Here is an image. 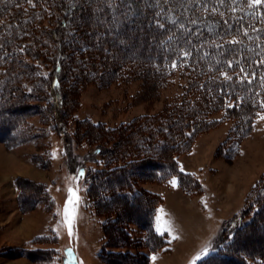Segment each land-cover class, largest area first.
Wrapping results in <instances>:
<instances>
[{
  "label": "rangeland",
  "instance_id": "obj_1",
  "mask_svg": "<svg viewBox=\"0 0 264 264\" xmlns=\"http://www.w3.org/2000/svg\"><path fill=\"white\" fill-rule=\"evenodd\" d=\"M166 2L169 5L163 12ZM165 3L134 0L130 9L112 5L109 11L115 8L126 24L139 25L133 42L125 44L128 49L141 45L148 34L146 21L154 18L207 28L221 18L191 0ZM73 4V0H65L61 8L45 10L23 28L25 43L42 40L43 57L37 63L45 78L52 58L60 57L49 31L58 27L61 14H66L67 27L60 41L68 50L76 47L77 51L72 50L71 61L66 60L60 75L66 136L59 135L53 124L52 100L45 90L39 102L45 107L42 112L37 109L22 120L23 130H30L29 139L17 141V135L0 139V264H128V252L139 250L149 255L148 264H195L205 249L211 253L220 245L234 226V217L242 215L240 221L245 222L255 214L256 206H251L254 186L264 174V109L251 130L237 137L232 130L237 122L231 115L233 101L211 97L205 88L200 89L202 82L196 86L194 70L182 69L185 61L135 59L134 53L114 49L108 55L97 43L99 35L115 27V16L102 20L95 12L97 7L87 8L90 13L70 14ZM235 8L236 13H249L247 6ZM38 79L44 82L40 75L36 83ZM197 107L204 109L198 115L192 112ZM8 114L15 118L12 112ZM131 138L137 141L135 154L128 153L124 161H133L132 168L149 163L152 154L158 156L153 150L158 144H184L182 151L167 152L168 159L175 155L181 171L193 174L201 187L198 193L189 194L180 188L176 175L165 182L154 179L150 171L142 175L149 166L141 175L136 173L134 190L161 197L156 228L168 233L169 244L156 252L145 247L148 237L133 220L125 222L115 214L116 206H107L93 182L108 167L124 163L117 157ZM69 189L73 190L71 202ZM132 210H127L129 219L130 215L143 218L136 214L140 209ZM245 233L247 241L239 238V243L263 248L264 219ZM103 245L110 251L105 257L108 260L98 256ZM146 255L132 260L147 264Z\"/></svg>",
  "mask_w": 264,
  "mask_h": 264
},
{
  "label": "trees",
  "instance_id": "obj_2",
  "mask_svg": "<svg viewBox=\"0 0 264 264\" xmlns=\"http://www.w3.org/2000/svg\"><path fill=\"white\" fill-rule=\"evenodd\" d=\"M73 1L74 4L69 10L70 14L71 12L90 13L88 6L81 5V0ZM162 1L165 3V0ZM191 1L195 6L210 10L221 18L212 28H207L202 24H180L179 22H168L163 17L161 19L153 17V20L146 21L148 36H144L141 45L138 43L137 46L128 49L125 44L127 45L131 40L133 42L132 38L140 32L138 31L139 25L137 23L126 24L125 20L120 17L121 13L115 8L114 11H109L113 8L112 6L109 7L104 0H96L91 8L97 7L95 12L99 17L102 15L100 19L104 20L107 15L112 14L115 16V23L117 22L110 31L107 30L102 36L99 35L97 47L108 55L114 49L123 53L128 52V54L134 53L135 59L147 56L148 60L153 62H160L162 58L168 63L185 61L182 69L194 70L192 74L195 77L194 82L197 80L196 86L202 82L200 89L205 88L211 97L216 95L220 99L233 101L231 115L236 116L237 122L232 130L237 137H240L251 130L255 117L264 109L262 106L264 102V2L260 5L249 6L250 0ZM64 2L65 0H0V139L12 138L16 135L17 141L29 139L28 131L30 130L29 128L23 130L22 120L37 109L42 112L45 107L39 105V102H41V97L46 95L43 93L45 90L52 100L53 111L50 110V112L55 118L53 124L59 130V135L66 136L67 129L64 119L66 114L63 109L65 91L61 87L60 75L65 71L66 60L71 61L72 50L77 51L76 47L68 50L64 42L60 41L62 30L67 27L66 14H61L58 18V27H53L49 31L56 43L55 52L60 57L52 58L53 65L47 70L46 78L45 74H41L40 63H37L39 57H43L42 40L34 39L25 43L24 36H22L23 32H26L23 28H27L28 22L32 23L30 21L35 20L36 16L45 10L62 7ZM167 5H169L168 2L161 8L163 12L168 7ZM235 6H247L249 13L247 15L236 13ZM101 8L103 11H100ZM153 13L155 9L152 10L151 16L154 15ZM158 24H163L164 27L161 28ZM99 30L100 28L96 29V31ZM100 55L101 53L99 57ZM38 75L44 79V82L41 83L38 79L39 82L36 83ZM203 110L197 107L192 112L198 115ZM11 112L15 118H11L12 116L8 114ZM149 138L154 143H158L152 135ZM127 141L125 145L123 144L124 146L122 145L117 157L124 163L108 167L97 174L93 180L95 191L98 194L102 193V199L108 204L107 206H112V209L116 206L117 217L123 218L127 223L133 220L148 237L145 247L150 252H156L169 244L168 233L158 232L156 228V213L161 197L154 192L134 190L137 188L136 173L139 174L141 170L149 166L145 172L141 173L142 175L150 171L154 179L162 182L176 175L180 188L189 194L198 193L201 187L193 174L181 171L175 155L168 159L167 152L172 149L182 151L186 148L184 144L181 145L178 141L166 144L167 147L164 142L158 144L157 148H153L158 153V156L152 154L153 161L151 160L143 167L132 168L133 161L125 162L124 160H128V153L135 154L137 141L132 138L131 141L128 139ZM95 149L102 152L100 145H96ZM254 190V203L251 206H256V211L252 218L244 222V220L240 221L242 215L234 217L231 222L234 226L221 239L220 245L195 264H264V246L261 249H251L238 242L239 238L246 242L245 239L249 235L245 231L255 226L262 218L264 219V195L261 194L264 193V174L255 184ZM135 209H140V212L136 214L143 215V218L130 215L129 219V213L131 210L134 212ZM127 210L130 212L127 213ZM244 211L248 212V210ZM243 216L246 214L244 213ZM114 222L116 220L112 221ZM105 227L112 226L105 224ZM119 228L122 229L123 234L125 227L122 225ZM109 252L103 245L98 256L100 259L108 260L106 258ZM128 255L131 260L127 263L131 264L134 261L133 257L146 255V253L139 250L136 253L128 252ZM146 256L148 264L149 255ZM132 264H138V261Z\"/></svg>",
  "mask_w": 264,
  "mask_h": 264
},
{
  "label": "snow or ice",
  "instance_id": "obj_3",
  "mask_svg": "<svg viewBox=\"0 0 264 264\" xmlns=\"http://www.w3.org/2000/svg\"><path fill=\"white\" fill-rule=\"evenodd\" d=\"M143 0H140V3H142ZM157 2H159V0H157ZM221 2H224V0H221ZM262 2H264V0H250V4L249 6H255V5H260ZM96 3V0H81V5L82 6H88V7H91L93 4ZM104 3L107 4L109 7H111L113 4H116V6H123L124 8H132L133 7V3H134V0H119V2L117 3V0H104ZM100 11H103V9L101 8ZM127 14V13H125ZM159 27L163 28L164 25L163 24H158ZM233 43H236L235 41H233ZM228 79H230V77H228ZM262 106H264V102H262ZM261 119H264V116H261ZM175 181H173V185L175 186ZM255 187V186H254ZM262 195H264V193H261ZM73 195V190L72 189H69V196H70V201L71 202V197ZM65 213H66V218H67V207L65 208ZM158 220H159V217H158ZM68 223H69V228H71V220L68 219ZM157 231L160 232V228L158 227L157 228ZM71 234V231L70 233ZM161 234H163L161 232ZM209 253V250L208 249H205L204 250V253L203 255L204 256H207ZM153 259H155V257H153ZM197 260L201 259L200 256H197L196 257Z\"/></svg>",
  "mask_w": 264,
  "mask_h": 264
}]
</instances>
